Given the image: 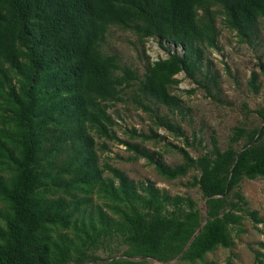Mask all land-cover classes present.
Listing matches in <instances>:
<instances>
[{
	"label": "trees",
	"instance_id": "16d2710c",
	"mask_svg": "<svg viewBox=\"0 0 264 264\" xmlns=\"http://www.w3.org/2000/svg\"><path fill=\"white\" fill-rule=\"evenodd\" d=\"M218 13L224 27L249 41L264 0H0V264H143V258L213 264L205 253L230 247V231H241L245 217L261 222L239 182L264 177V105L253 110L259 125L233 126L225 148L211 138L209 149L193 158L171 144L180 155L172 166L108 130L114 122L105 102L133 86L132 102L153 125L173 137L183 134L150 104L178 107L169 92L178 72L199 83L203 48H217ZM110 26L182 52L147 62L138 76L100 50ZM258 74L264 76V66L249 75L253 92ZM92 133L124 143L164 179L194 171L187 185L207 197L205 221L192 198L134 182L111 165L99 167ZM112 239L124 246L118 257L94 255ZM258 256L264 254H255L261 263Z\"/></svg>",
	"mask_w": 264,
	"mask_h": 264
},
{
	"label": "rangeland",
	"instance_id": "374dc122",
	"mask_svg": "<svg viewBox=\"0 0 264 264\" xmlns=\"http://www.w3.org/2000/svg\"><path fill=\"white\" fill-rule=\"evenodd\" d=\"M215 28L217 48H203L202 62L206 64H201V71L195 75L199 83L186 78L183 72H178L174 75L178 83L169 87V92L178 99V107L150 104L151 110L157 115L178 124L183 134L173 137L165 128L153 125L149 114L132 102L134 87L129 86L119 93L118 100L105 102V111L114 122L108 130L114 131L116 138L155 152V156L159 155L164 164L172 166L180 162V155L171 144L183 147L194 158L209 149L211 138L219 148H225L233 126L239 123H243L246 128L259 125L260 121L253 110L264 105V76L258 74L256 83L259 87L256 92L249 88L248 78L251 72L258 73L260 65L264 66V16L256 20L254 34L249 41L240 40L235 31L224 27L219 13L215 16ZM163 44L164 47L160 46L156 37L140 40L128 29L110 26L104 39L99 42V48L104 53L114 54L120 65L128 66L141 76L147 62L165 58L168 52H182L180 46L168 42ZM242 104L246 105L247 111ZM150 130L157 134L156 137H137L139 133L150 134ZM92 135L99 167L108 164L121 170L134 182L147 180L170 195L188 196L204 215L200 192L196 186L187 185L194 171L190 170L182 177L164 179L143 157L133 156L124 143L98 137L94 133ZM183 137H187L188 144L183 143ZM242 142L241 139L233 146L239 148ZM102 175L109 176L106 171ZM239 190L247 206L257 211L261 222L254 225L245 217L241 231H230L233 244L205 253L206 262L264 264V256L257 258L261 263L255 259L256 253L264 254V177L242 178ZM123 248L117 239H112L104 248L96 249L94 255L102 259L109 255L116 256ZM140 260H143V264H190L177 259L166 262L152 258Z\"/></svg>",
	"mask_w": 264,
	"mask_h": 264
},
{
	"label": "water",
	"instance_id": "95a60500",
	"mask_svg": "<svg viewBox=\"0 0 264 264\" xmlns=\"http://www.w3.org/2000/svg\"><path fill=\"white\" fill-rule=\"evenodd\" d=\"M264 124V122L261 124V125H263ZM253 141H254V138L245 146V147H248V146H250L252 143H253ZM235 159H236V156H235ZM225 191H226V188H225ZM224 191V192H225ZM223 192V193H224ZM223 193H220V194H217V195H214V196H222L223 195ZM207 197H204L203 198V200H202V204H203V209H204V218H203V221H202V223L205 221V219H206V213H205V207H204V201H205V199H206ZM199 230V228H197L196 230H195V232L191 235V237L189 238V240H188V242H187V244L189 243V241L192 239V237L197 233V231ZM186 244V245H187ZM116 257H118V255H116V256H114V258H116ZM109 259H111V258H107L106 260H109ZM133 259H139V258H133ZM174 259H176V258H174ZM173 259V260H174ZM84 264H88V263H84Z\"/></svg>",
	"mask_w": 264,
	"mask_h": 264
}]
</instances>
